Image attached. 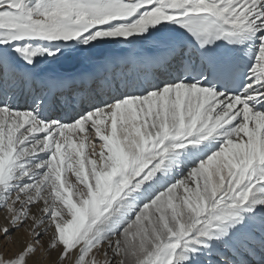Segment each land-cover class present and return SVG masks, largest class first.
I'll list each match as a JSON object with an SVG mask.
<instances>
[{
  "label": "snow or ice",
  "instance_id": "obj_1",
  "mask_svg": "<svg viewBox=\"0 0 264 264\" xmlns=\"http://www.w3.org/2000/svg\"><path fill=\"white\" fill-rule=\"evenodd\" d=\"M0 212V264H264V0H0Z\"/></svg>",
  "mask_w": 264,
  "mask_h": 264
},
{
  "label": "rangeland",
  "instance_id": "obj_2",
  "mask_svg": "<svg viewBox=\"0 0 264 264\" xmlns=\"http://www.w3.org/2000/svg\"><path fill=\"white\" fill-rule=\"evenodd\" d=\"M2 216H3V213H2V212H0V218H2Z\"/></svg>",
  "mask_w": 264,
  "mask_h": 264
},
{
  "label": "bare ground",
  "instance_id": "obj_3",
  "mask_svg": "<svg viewBox=\"0 0 264 264\" xmlns=\"http://www.w3.org/2000/svg\"><path fill=\"white\" fill-rule=\"evenodd\" d=\"M97 150H99L98 147H97Z\"/></svg>",
  "mask_w": 264,
  "mask_h": 264
}]
</instances>
